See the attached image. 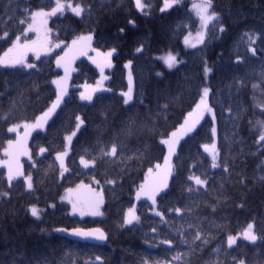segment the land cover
I'll use <instances>...</instances> for the list:
<instances>
[{"label": "trees", "instance_id": "trees-1", "mask_svg": "<svg viewBox=\"0 0 264 264\" xmlns=\"http://www.w3.org/2000/svg\"><path fill=\"white\" fill-rule=\"evenodd\" d=\"M163 1L145 0V15L136 10L133 0H71L84 6L82 17L66 11L50 17L52 40L68 43L80 34L92 33L95 53L115 49L113 67L108 72L107 90L95 94L91 103H84L78 96L80 86L93 83L98 74L85 58L74 63L61 106L45 130L30 137L31 161H22V172L32 177L31 190L22 178L14 179L9 187L0 168V192L9 193L0 197V264H142L144 259L178 264L173 256L190 250L181 243L178 229L191 241L197 226L209 242L202 251L201 242H195L196 251L187 257L191 264L216 260L213 249L218 246L222 247L219 259L223 264H232L233 256L244 259L245 264H264V240H238L232 248L227 246V236L249 223L258 237H264V181L260 179L264 175V147L256 143L260 133L257 122H264V0H212L219 19L208 26L204 43L194 49H185L182 39L198 29L199 19L192 10L195 0H179L161 12ZM54 4V0H13L11 4L0 0V37L5 31L9 33L0 39V55L16 35H21V41L32 40L22 35L26 27L19 24L23 9L49 10ZM248 34L255 36V43L249 41ZM249 47L255 49V55ZM137 48L142 51L137 52ZM62 51L37 60L30 57L28 63L34 67L29 69L0 67V117L7 118L0 119V154L12 138L8 127L34 120L54 99L52 80L60 74L55 61ZM164 52L176 54L181 63L167 69L155 58ZM129 61L134 93L126 105L119 93L127 88L124 65ZM205 65L212 69L207 78ZM205 86L210 89L221 166L213 169L201 148L212 142L213 118L205 116L197 125L198 131L177 145L167 195L157 197V210L164 213L167 222L153 214L149 201L140 200L136 203L140 220L124 226V215L133 205L148 168L164 158L166 149L160 139L182 123ZM165 103L166 112L162 111ZM77 116L83 124L65 158L68 170L61 176L55 154L63 151L64 137L75 129ZM113 142L120 146L117 156L99 159V149L110 151ZM41 147L46 149L43 154ZM81 156L96 157V166L85 169ZM129 156L133 158L127 159ZM225 162L228 173L224 172ZM192 174L208 181L207 191L201 188L199 195L188 193L186 185L197 187L187 179ZM78 183L101 189L104 202L100 217L70 216L68 206L59 201L65 189ZM33 205L41 209L40 219L29 213ZM211 205L216 206L215 211ZM186 206L191 213L182 211L177 216L170 211ZM93 227L105 232V245L72 241L55 231ZM165 238L173 241L171 248L159 243Z\"/></svg>", "mask_w": 264, "mask_h": 264}, {"label": "snow or ice", "instance_id": "snow-or-ice-1", "mask_svg": "<svg viewBox=\"0 0 264 264\" xmlns=\"http://www.w3.org/2000/svg\"><path fill=\"white\" fill-rule=\"evenodd\" d=\"M18 2V0H17ZM13 3V0H9V4ZM179 3V0H164V7L160 9L161 12H164L166 9L172 8L175 4ZM135 8L138 12L142 14H147L145 12V8L148 7V5L144 2V0H134ZM66 10H71L72 13L77 17H82V14L85 12V8L82 4L77 3L73 5L71 0H55V6L51 7L50 11H45L42 7L38 10H31L28 8H25L22 10V15L19 18V24L21 26L26 25V27H23L22 29V35L27 37V34L29 32H36L37 33V39L36 40H28L25 39L24 43H21V35H16L15 39L11 41V46L7 48V50L3 53V55H0V67L3 68H15L17 65H23L25 68H32L34 65L25 63V57L29 51L34 52L36 55V58L39 59L41 52H48L51 51L50 46H47L43 40L40 38L41 31L45 28L47 25V18L51 16H55L57 13H63ZM192 10L196 13L198 19L201 23L202 29H207L208 26L214 22L218 21L219 14L213 10V3L212 0H200L199 3H194L192 6ZM15 12V9L13 10ZM90 12L91 9H88ZM30 17V22H29ZM11 19V17H9ZM129 24H134L133 20L128 21ZM123 31V29H121ZM220 31L223 32L224 28L223 26L220 27ZM9 36V33L7 31L4 32V36L0 37V39H4ZM189 36H191V33H189ZM249 41L252 43H255V36L248 34ZM93 37L91 35L88 36H80L78 40L72 41V46L80 45L79 47V54L84 55L86 54V50L88 49L90 42L92 41ZM186 46H191L192 48H196L198 43H204V33L199 32L197 33V39L196 42H193L190 44L189 37H185L184 41ZM56 47H59V45H56ZM68 47V46H66ZM69 50L71 51V47H69ZM115 51L113 49L112 51H109L107 54H101L104 55L105 63L101 64L97 61H93L94 63H97V67L101 69V73H103L104 67H111V61L108 59L112 56V52ZM137 52H141V48L136 49ZM248 51L251 52L253 55H255V49L252 47L248 48ZM68 56V52H65L64 56H57L56 59V66L58 68L63 67L65 70V76L60 79H54L52 80V84L56 85V96L55 100L51 103V105L47 108V110L43 111V113L40 116H37L35 118L34 123H24L23 127L26 129L25 137L22 140L19 136V133L17 129L21 126L19 124H14L12 126H9L7 131L9 133H16L17 139L14 141L12 139H8V147L4 149V155L8 157L7 160L0 161V164H3L8 169V175L7 179L9 182V187L12 186L13 179L21 175L20 172V165H19V156L26 153V149L23 148L24 140H26L27 135L34 129L40 128L43 129L44 125L47 124L49 119L53 116V114L56 112L57 108L60 106L62 100L64 99V96L67 94V86L66 81L68 78V65L65 63L66 58ZM164 64L167 66L168 69H173L181 63L177 59V56L169 53L165 57H161ZM132 62L129 61L124 65L126 69H131ZM204 76L205 78L208 77V74L212 71L211 68H209L207 65H205L204 69ZM159 75V73H158ZM106 78V77H105ZM128 91L121 93V95L124 97V104H128L130 100H132V72L129 71L128 73ZM239 84H243L242 81L238 82ZM98 86L101 84L100 81L97 82ZM258 85H253V88H257ZM98 89H93L92 91H96ZM209 94L210 89L209 87L205 86L202 88L200 93V98L198 102L195 104V107L192 109V111L188 112L187 115L184 117L183 123L174 131L167 134L166 138L160 139V144H163L167 147V154L164 156V165L161 166L159 163L155 165V167H149L147 170V173L145 174L144 182L140 184L139 189L136 191V199L139 201L142 197L145 198L148 201H151V211L155 216L160 217L161 221L167 222L165 220V215L162 211L157 210V197L161 195V193H164V195H167L165 192L166 189L169 188V177L172 176L173 173V165L171 163V158L173 155L176 154V148L177 145L180 143V141L189 134H195L198 129L197 125L200 124V121L203 119L204 114L207 113H213V109L209 105ZM80 98L82 100L87 99L91 100L92 95H85L84 93H81ZM168 108V104L165 103L162 105V111L166 112ZM0 119L7 120L5 117H0ZM77 125L76 128L79 129L80 124L82 121L80 120V117H76ZM260 133L257 138L256 143L258 145H261L264 147V122L258 121ZM212 132V142L210 144L205 143L201 145V148L205 153L208 154V156L211 158V167L213 169L220 167V163H218V158L220 157V151L217 148L216 144V126H215V115L213 114V126L211 129ZM76 135V132H72L71 135L65 136V141L68 145L72 142V137ZM120 146L113 142L110 151L107 150L104 147H101L99 149V159L103 160L105 157H116L118 153V148ZM46 149L44 147L40 148V152L44 153ZM68 152L67 149L63 152H58L56 154V160L60 164L61 168V176H63L64 172H66L68 169L65 167L64 158L67 156ZM136 155L135 153L133 154ZM132 156L127 157V159H132ZM96 160L97 158L94 157L93 159H85L84 156L80 157V164L85 168H89L90 166L95 167L96 166ZM115 162V161H113ZM224 172H229V167L227 163H224ZM189 181H192L197 187L193 188L191 185H186L187 191L189 194H196L199 195V189L204 188L205 191H207V188L205 187L208 183L206 179H202L199 175H189L187 177ZM262 181H264V175L260 177ZM95 183H98V181H94ZM111 182V181H110ZM24 183L27 185V188L31 190L33 188V182L32 177L28 176L25 178ZM240 183L243 184L244 180L241 179ZM86 189V186L84 184H80L77 186L76 190H73L71 188L67 189V200L68 203L72 205V211L73 213H76L79 211L81 215H91V216H97L102 215L100 212V205L103 204V197L99 194L95 193L90 187L87 188V192L91 193L89 196H80L79 193L81 190ZM76 193L74 196L73 194ZM9 195L8 192H0V197H7ZM66 197H61V199H65ZM217 202L219 203V198H217ZM54 207V205H52ZM242 207L243 205H238ZM213 211L216 210L215 205H211ZM175 211L177 216L181 214L182 211H188L191 213V208L185 207H175L174 209H170V211ZM30 214L32 217L36 219H40V210L37 209L36 206H32L30 209ZM140 220V217L136 214V206L133 205L131 208L128 209V211L125 213L123 218V225H133L134 222H138ZM192 225L189 224V228H191ZM219 227V226H218ZM254 225L252 223H249L247 227L243 230V232L239 235H242L244 240H247L249 242L255 243L258 239L264 240V237H258L257 234L253 232ZM153 232L156 231L155 228L152 229ZM57 232H65L66 230L63 228H57L55 229ZM180 235V241L181 243L187 244L189 246V252L187 253H181L177 252L175 256H173V261L178 262V264H191V261L187 259L188 256H190L193 252L196 251V247H194L196 241H200V249L203 250V247L208 244L209 240L208 237L202 234L201 229L197 226L195 234L191 241H188L185 239L184 232L182 230H179ZM69 235L74 237H79L82 239L91 238L97 241H103L107 239V236L104 231H102L99 228L90 229V230H84L81 228H74L69 232ZM238 236H233L229 234L227 236V245L228 248H232L233 245L237 243ZM161 244H168L169 248L172 247L173 241L170 239H162L159 241ZM222 247L218 246L215 249H213V252L216 254L217 259L212 260L209 259L206 264H223V261L219 259V255L221 253ZM227 255V253H225ZM181 257H185V259H181ZM99 257H97V260L99 261ZM142 264H171L170 261H149L148 259H144L142 261ZM232 264H245L244 259H237L235 256L232 257Z\"/></svg>", "mask_w": 264, "mask_h": 264}, {"label": "rangeland", "instance_id": "rangeland-1", "mask_svg": "<svg viewBox=\"0 0 264 264\" xmlns=\"http://www.w3.org/2000/svg\"><path fill=\"white\" fill-rule=\"evenodd\" d=\"M134 1V0H133ZM54 2H55V0H54ZM144 2H145V0H144ZM200 2V0H195V3H199ZM73 5H75V4H73ZM176 5V4H175ZM174 5V6H175ZM54 6H55V4H54ZM53 6V7H54ZM173 6V7H174ZM193 6V5H192ZM162 7H164V1H163V3H162V5H161V7H160V9L162 8ZM172 7V8H173ZM146 9V8H145ZM171 8H169V9H166L165 11H168V10H170ZM45 11H50V9L49 10H45ZM164 11V12H165ZM65 12V11H64ZM66 12H69V13H71V14H73L72 13V11L71 10H66ZM58 14V13H57ZM74 15V14H73ZM49 19H50V17H48L47 18V25L45 26V28L41 31V34H40V38H41V40H43L44 42H45V44L47 45V46H50V48H51V51H48V52H41V54H40V57H42V56H44V55H48V54H51V53H53L55 50H59V49H63V51H62V53H61V55L60 56H64L65 55V52H68V56H67V58H66V61H65V63H67V65H68V69H69V71H68V78H67V81H66V86H67V93H68V90H69V88H70V79H71V76H72V74H73V72H74V63L78 60V59H80V58H85V59H87L88 61H89V63L96 69V71H97V74H98V76H97V78L95 79V81L93 82V83H91V84H84V85H82V86H80V90H79V93H78V96H79V99H80V101H82V102H84V103H91L92 102V100H93V97H94V95L95 94H97V93H99V92H102V91H106L107 90V88H106V82H107V80H108V72H110L111 71V69H112V67H113V62H112V58H113V56H114V54H115V51H113L112 52V56L111 57H109L108 59L111 61V67H104L103 68V73H101V69L99 68V67H97V63H94L93 61L95 60V61H97L98 63H101V64H103V63H105V59H104V55H99L98 56V53H95L94 51H93V48H92V42H93V39H92V41L90 42V45H89V47H88V49L86 50V54H84V55H81V54H79V47H80V45L78 44V45H76V46H72V41L73 40H78V38L80 37V36H88V35H91L92 37H93V34L92 33H85V34H80V35H78V36H76L73 40H71L70 42H68V43H64V42H56V41H54V40H52V38H51V32H50V28H49ZM29 22H30V20H29ZM199 32H203L204 33V38H205V34H206V29H202L201 28V23H200V20H199V25H198V29L195 31V32H190L191 33V36H189V33L187 34V35H185L184 37H183V39H182V44H183V47L185 48V49H194V48H192L191 46H186L185 45V43H184V41H185V37H189V41H190V44L191 43H193V42H196V39H197V33H199ZM27 36H31L32 37V40H36L37 39V33L36 32H29L28 34H27ZM25 41H21V43H24ZM202 43H198L197 44V47H199L200 45H201ZM56 45H59V47H56ZM66 46H68V47H66ZM69 47H71V51L69 50ZM196 47V48H197ZM109 51H112V50H107V51H104V52H99V53H101V54H107ZM169 53H171V54H173V55H175V56H177L176 54H174V53H172V52H164V53H162V54H158V55H156L155 56V58L156 59H158L159 61H161L163 64H164V62H163V60L161 59V57H165V56H167ZM1 55H3V53L1 54ZM33 58L34 60H37V58H36V55H35V53L34 52H31V51H29L28 53H27V55H26V57H25V63H28V59L29 58ZM39 57V58H40ZM57 59V58H56ZM126 63H128V62H126ZM29 64V63H28ZM55 65H56V61H55ZM164 66L167 68V66L164 64ZM177 66V65H176ZM20 67H23V65H17L15 68H20ZM175 68V67H174ZM173 68V69H174ZM29 69V68H28ZM56 69L60 72V74H59V76H57L56 78H54V79H60V78H62V77H64L65 76V70H64V68L63 67H60V68H58L57 66H56ZM168 69V68H167ZM129 71H131V69H126L125 68V75H126V82H127V88H126V90L125 91H123V92H127L128 91V86H129V82H128V73H129ZM106 77V78H105ZM53 79V80H54ZM98 81H100L101 82V84L98 86V84H97V82ZM54 85V84H53ZM54 88H55V91H56V85H54ZM93 89H98V90H96V91H92ZM202 90V89H201ZM201 90H200V93H201ZM123 92H120L119 94L121 95V93H123ZM81 93H84L85 95H89V94H91L92 95V99L91 100H87V99H84V100H82L81 98H80V96H81ZM133 93H134V82H133V77H132V97H133ZM67 95V94H66ZM65 95V96H66ZM56 96V95H55ZM64 96V97H65ZM122 96V95H121ZM123 97V96H122ZM199 98H200V96H199ZM123 99H124V97H123ZM55 100V97H54V99L52 100V102ZM132 100H133V98H132ZM132 100H130L129 101V103L132 101ZM199 100V99H198ZM51 102V103H52ZM62 102H63V100H62ZM62 102H61V104H62ZM198 102V101H197ZM196 102V103H197ZM51 103L49 104V106L51 105ZM61 104H60V106H61ZM48 106V107H49ZM59 106V107H60ZM58 107V108H59ZM194 107H195V105H194ZM193 107V108H194ZM58 108H57V110H58ZM47 110V109H46ZM56 110V111H57ZM43 113V112H42ZM41 113V114H42ZM56 113V112H55ZM54 113V114H55ZM41 114H39L38 116H40ZM54 114H53V116H54ZM52 116V117H53ZM205 116H209V117H211V118H213V113H205L204 114V117ZM51 117V118H52ZM203 117V118H204ZM51 118L49 119V121L51 120ZM81 120V119H80ZM48 121V122H49ZM82 121V120H81ZM183 121H184V119H183ZM183 121H182V123H183ZM34 123L35 122V119L34 120H31V121H21V122H18V123H16V124H19V125H21L18 129H17V131H18V133H19V136H20V138L23 140L24 139V137H25V132H26V129L23 127V124L24 123ZM48 122H47V124H48ZM181 123V124H182ZM47 124H45L44 125V127H43V129H40V128H37V129H34V130H32L28 135H27V138H26V140H24V143H23V148L24 149H26V153L25 154H23V155H20L19 156V165H20V172H21V175H18V176H16L14 179H17V178H22L23 180H25V178L26 177H28V176H25L24 174H23V172H22V161L23 160H27V161H31V155H30V151H29V140H30V137H31V135L33 134V133H35V132H38V131H44L45 130V127H46V125ZM82 124H83V122L80 124V127H79V129L81 128V126H82ZM180 124V125H181ZM14 125V124H13ZM77 125V124H76ZM179 125V126H180ZM12 126V125H11ZM178 126V127H179ZM177 127V128H178ZM176 128V129H177ZM79 129H77L76 127H75V129L72 131V132H76V134H77V132H78V130ZM175 129V130H176ZM174 131V130H173ZM71 132V133H72ZM71 133H69L68 135H71ZM11 135H12V140H16L17 139V134L16 133H10ZM67 136V135H66ZM65 138V137H64ZM73 138H74V136L72 137V140H73ZM64 141H65V139H64ZM210 144V143H209ZM70 146H71V144L70 145H68L67 144V142L65 141V145H64V149H63V151H65L66 149H67V152H68V154H69V152H70ZM165 146V145H164ZM8 147V143H6V145L4 146V148H3V150H2V152H1V154H0V161H4V160H7L8 159V157H6L5 155H4V149L5 148H7ZM165 149H166V152H165V155L167 154V147L165 146ZM63 151H61V152H63ZM40 154H43V153H41L40 152ZM67 154V155H68ZM207 154V153H206ZM164 155V156H165ZM208 155V154H207ZM174 156V155H173ZM173 156H172V158H173ZM209 157V156H208ZM65 158H66V156H65ZM65 158H64V163H65ZM172 158H171V163H172ZM210 158V157H209ZM55 160H56V154H55ZM210 161H211V158H210ZM56 162H57V164H58V166H59V169H60V173H61V168H60V164H59V162L56 160ZM161 166H163L164 165V158H163V160H162V162H160L159 163ZM156 165V164H155ZM155 165L153 166V168L155 167ZM66 167V166H65ZM91 167V166H90ZM0 168L1 169H3L4 171H5V174H6V178H7V175H8V169H7V167L6 166H4L3 164H0ZM66 172H64V174H65ZM147 173V172H146ZM63 174V175H64ZM61 175V174H60ZM145 178V177H144ZM13 179V180H14ZM144 182V181H143ZM80 184H84L85 186H86V189L87 188H91L95 193H97V194H99L100 196H102V192H101V189H99L98 187H97V185H95V184H86V183H78V184H76L75 186H73V187H70L71 189H73V190H76L77 189V186L78 185H80ZM25 187H26V189L27 190H29L28 188H27V185L25 184ZM67 189H69V188H67ZM67 189H65L64 190V192L62 193V195H61V197H66L65 199H61V197H60V199H59V201L60 202H62V203H65L67 206H68V213H69V215L70 216H73V217H76V218H80V219H84V218H98V217H100L101 215H97V216H91V215H81L80 213H79V211H77L76 213H73V211H72V205L71 204H69L68 203V200H67V192H66V190ZM86 189H84V190H81L80 191V193H79V195L80 196H82V197H84V196H89V195H91V193H89V192H87V190ZM139 189V187L137 188V190ZM136 190V191H137ZM74 196L76 195V193H74L73 194ZM103 197V196H102ZM140 200H146L145 198H141ZM139 200V201H140ZM148 201V200H147ZM138 202V200L136 199V193H135V196H134V203H133V205H135L136 206V203ZM149 203L151 204V201H149ZM102 205L103 204H101L100 205V212L102 211ZM132 205V206H133ZM131 206V207H132ZM152 206V205H151ZM130 207V208H131ZM31 207H29V209H30ZM28 209V210H29ZM37 209L38 210H40V213H41V209L40 208H38L37 207ZM129 209V208H128ZM128 209H127V211H128ZM126 211V212H127ZM29 213H30V211H29ZM253 224V223H252ZM247 227V225L245 226V228ZM244 228V229H245ZM243 229V230H244ZM243 230H241V231H239L238 233H236V234H234L233 236H238L239 238L237 239V241L238 240H244L243 239V237H242V235H239V234H241L242 232H243ZM253 232H254V228H253ZM244 241H247V240H244ZM247 242H249V241H247ZM250 243H252V242H250ZM228 246V245H227ZM234 246V245H233Z\"/></svg>", "mask_w": 264, "mask_h": 264}, {"label": "water", "instance_id": "water-1", "mask_svg": "<svg viewBox=\"0 0 264 264\" xmlns=\"http://www.w3.org/2000/svg\"><path fill=\"white\" fill-rule=\"evenodd\" d=\"M95 228H98V227H93V228H89V229H84V230H90V229H95ZM82 229V228H81ZM100 229V228H99ZM66 231L61 233V235L69 240H72V241H77V242H80V243H87V244H92V245H97V246H103L106 244L107 242V239L106 240H103V241H97V240H94V239H91V238H87V239H82V238H79V237H74V236H71L69 235V232L72 230V229H65Z\"/></svg>", "mask_w": 264, "mask_h": 264}]
</instances>
